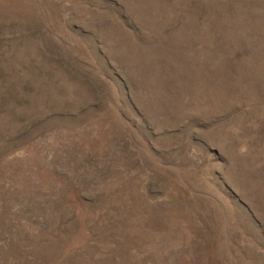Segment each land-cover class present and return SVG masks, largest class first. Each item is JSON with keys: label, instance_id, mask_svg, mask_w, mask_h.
Instances as JSON below:
<instances>
[{"label": "rangeland", "instance_id": "1", "mask_svg": "<svg viewBox=\"0 0 264 264\" xmlns=\"http://www.w3.org/2000/svg\"><path fill=\"white\" fill-rule=\"evenodd\" d=\"M0 264H264V0H0Z\"/></svg>", "mask_w": 264, "mask_h": 264}]
</instances>
